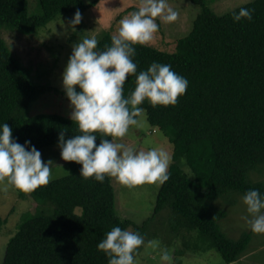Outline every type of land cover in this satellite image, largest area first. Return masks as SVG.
<instances>
[{"label": "trees", "instance_id": "trees-1", "mask_svg": "<svg viewBox=\"0 0 264 264\" xmlns=\"http://www.w3.org/2000/svg\"><path fill=\"white\" fill-rule=\"evenodd\" d=\"M38 2L41 14L30 16L27 0H0V30L28 34L59 15L87 8L83 0ZM191 2L199 6V13L175 52L136 45L133 57L137 73L156 61L171 65L188 81L175 106L140 105L149 123L173 145L169 179L160 186L154 214L171 209L175 229L211 239L230 264L244 254L250 235L229 239L218 225L224 213L211 214L210 208L231 193L243 196L250 189L264 193L263 183L248 180L251 170L264 166V0L241 6L253 13L251 21L239 22H233L232 14L240 7L219 16L203 0ZM111 38L104 35L97 50L110 46ZM135 86V75H128L123 96ZM37 94L35 82L0 36V124L9 125L18 143L28 140L41 153L57 145L61 131L65 139L79 133L75 122L60 115L25 118ZM67 163L69 174L28 193L38 206L9 239L2 264H107L96 245L112 227H145L146 223L138 227L117 216L110 177L103 183L84 179L79 164Z\"/></svg>", "mask_w": 264, "mask_h": 264}, {"label": "clouds", "instance_id": "clouds-1", "mask_svg": "<svg viewBox=\"0 0 264 264\" xmlns=\"http://www.w3.org/2000/svg\"><path fill=\"white\" fill-rule=\"evenodd\" d=\"M252 13V9L240 7L232 14V20L251 21ZM177 16L168 0H140L138 9L121 19L118 32L105 50H97L94 36L72 46L61 73V85L71 108L70 119L79 134L65 139L61 131L57 146L61 160L79 164V175L84 179L103 183L110 177L129 188L144 184L159 187L169 179V152L156 147L137 151L121 139L131 126L139 125L137 118L144 113L140 107L144 102L152 107L175 106L177 98L186 91L187 79L173 71L171 65L153 61L137 73L133 61L135 46L151 43L158 32L157 18L171 23ZM80 21L81 13L76 11L70 21L73 30ZM133 74L136 86L124 97L123 85L127 76ZM52 164L51 160L41 159L40 151L30 146V141L18 143L7 123L0 124V190L11 186L31 193L46 186L54 178ZM241 199L246 226L253 233L264 234V193L250 189ZM143 243L138 232L114 226L96 248L106 256L107 264H135V254ZM170 259L166 250L161 252L162 262Z\"/></svg>", "mask_w": 264, "mask_h": 264}, {"label": "rangeland", "instance_id": "rangeland-1", "mask_svg": "<svg viewBox=\"0 0 264 264\" xmlns=\"http://www.w3.org/2000/svg\"><path fill=\"white\" fill-rule=\"evenodd\" d=\"M203 1L215 14L221 16L254 0ZM27 2L28 14L39 16L41 8L38 0ZM83 2L87 8L81 12V21L75 25V30L70 26L75 13L59 15L45 27L28 34L7 27L0 30L1 38L38 87V94L29 104L24 114L25 118L55 114L70 119L71 108L61 85V73L71 54L72 46L85 37L94 36L99 41L106 34L115 35L121 19L136 11L140 4V0H83ZM168 3L177 11V19L165 23L157 18L158 32L147 46L173 53L176 51L178 41L190 34L200 8L191 0H168ZM138 120L139 125L131 126L121 142L137 151L161 148L170 153L173 161V145L164 132L149 123L145 111ZM41 159L53 162L50 167L54 178L50 181L62 178L70 172V165L61 160L57 145L42 150ZM183 169L189 173L187 167ZM110 179L115 192L117 216L132 221L138 227L146 223L143 230L128 228L138 232L144 239V243L135 254V264H229L213 246L211 239L201 236L197 231L175 229V217L172 216L171 209L166 208L154 214L160 186L144 184L129 188L114 178ZM248 180L264 184V166L251 170L248 173ZM241 198L242 195L231 193L226 200H216L212 203L210 213L214 214L217 211L224 213L218 225L229 239L238 241L245 234L250 235V242L244 254L230 264H264V234L253 233L246 226L243 219L246 213ZM37 206L38 203L28 193L11 186L6 191L0 190V256H2L0 264L3 262L9 239L17 232L23 220L29 214L35 213ZM164 250L170 255L169 262L160 260L161 252Z\"/></svg>", "mask_w": 264, "mask_h": 264}]
</instances>
